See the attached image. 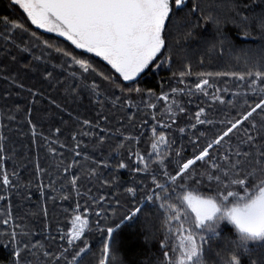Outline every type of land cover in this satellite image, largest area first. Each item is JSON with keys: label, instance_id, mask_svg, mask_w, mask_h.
Returning <instances> with one entry per match:
<instances>
[{"label": "trees", "instance_id": "trees-1", "mask_svg": "<svg viewBox=\"0 0 264 264\" xmlns=\"http://www.w3.org/2000/svg\"><path fill=\"white\" fill-rule=\"evenodd\" d=\"M260 18L264 0H186L181 9L173 7L167 49L125 83L103 59L42 31L18 5L0 0V264H70L85 247L88 253L77 264H99L109 227L116 238L110 264H164L158 242L165 217L149 199L155 198L153 179L176 174L264 100V84L251 89L247 80L200 75L245 73L257 60L264 64ZM16 23L23 28H14ZM186 31L192 36L185 38ZM203 79L210 82L207 95L196 87ZM164 96L182 103L184 112L175 122L161 115ZM200 110L204 124L196 120ZM154 129L156 137L163 132L169 137L167 157L142 172L135 154H150ZM259 151H264V112L258 109L210 149L208 163L197 162L193 178L177 182L214 192L207 174L213 162L226 167V157L239 159L242 171L256 168L260 175L254 159ZM243 153L250 155L246 159ZM136 208V216L124 219ZM77 214L88 226L69 246L67 233ZM234 241L227 230L209 238L205 264H225ZM262 251L251 258L259 259ZM241 259L250 264L249 253Z\"/></svg>", "mask_w": 264, "mask_h": 264}, {"label": "snow or ice", "instance_id": "snow-or-ice-1", "mask_svg": "<svg viewBox=\"0 0 264 264\" xmlns=\"http://www.w3.org/2000/svg\"><path fill=\"white\" fill-rule=\"evenodd\" d=\"M11 2L18 5L36 27L48 32H56L76 48L101 57L119 73L124 81L133 80L140 75L153 64L162 51L167 49L168 37L165 33L168 25L173 23V7L181 9L186 4V0H11ZM192 11H198V8H193ZM245 19L247 20V17ZM257 26L264 29V18L257 20ZM13 27L23 28V25L16 23ZM177 29H180L179 25ZM183 36L189 38L192 32L186 31ZM75 62L84 71L89 70V65L82 60ZM253 68L254 70L245 73L218 72L200 75L232 76L241 81L247 80L249 88L258 89L264 84V64L257 60ZM183 75L184 73H181V76ZM205 86H210L209 79H203L196 85L197 89L207 95ZM161 99L167 100V96ZM258 109L264 112V100L251 107L243 115L242 120L231 122L230 127L193 158L182 163L176 174L165 172L166 183L153 179L155 188L160 190V193L155 194V199L170 200L175 194L186 207V211H180L174 205L168 204L172 215L166 219V227L170 233L174 231L180 233V242L177 246L179 256L175 261L168 251H164L166 264H204V244L207 240L203 233L208 232L215 236L221 222L224 221L232 225L236 232L235 248L226 257L225 264H242L241 257L245 253L250 254V264H264V251L259 253V259L251 258V254L256 253L258 249H264V151H259L258 158H254L255 164L261 166L260 175H257L256 168L251 171H242V162L239 159L232 162L230 157H226L228 160L226 167L213 162L207 179L210 183L216 184V190L210 194L193 192L187 190L183 182L177 183L178 180L183 181L185 176L193 178L194 166L197 162L208 163L210 149L214 145H220L225 137H228L244 121L249 120ZM203 114V110L196 113L197 123L208 122L201 119ZM85 123L88 122L85 121ZM253 127H255L254 124ZM153 136L155 139L151 146L158 155V145L166 144L167 139L163 134L156 137L155 129ZM248 139L252 141L253 137L249 136ZM135 155L138 162L144 163L146 171L148 162L139 153ZM236 155L239 157L241 153L237 152ZM243 155L247 159L250 153H243ZM160 163L162 164L163 160ZM119 166L126 167L123 163ZM2 182L5 186L9 185L7 174H3ZM75 182L74 179L72 183L75 185ZM128 191L135 193V189L132 188ZM149 199L153 197L150 196ZM161 207L164 205L161 204ZM78 209L79 206L77 211ZM138 212L140 208L132 210L124 219L131 220ZM173 220L178 227L173 228L171 224ZM4 222L7 223V221ZM87 226L86 218H82L80 214L75 215L72 220V229L67 233L69 237L67 244L74 246V242L81 239ZM114 231L112 227L107 229L99 264H110V260L114 259L113 245L116 243ZM250 244L258 248H249ZM161 247L165 245L162 244ZM177 247H173L172 251L176 252ZM87 253L86 247L78 249L70 264H77V258H82ZM15 255L19 258V252Z\"/></svg>", "mask_w": 264, "mask_h": 264}, {"label": "water", "instance_id": "water-1", "mask_svg": "<svg viewBox=\"0 0 264 264\" xmlns=\"http://www.w3.org/2000/svg\"><path fill=\"white\" fill-rule=\"evenodd\" d=\"M41 29V28H40ZM42 31H44V32H48V31H45L44 29H41ZM51 33H54V34H56V35H58L56 32H51ZM59 37H62V38H64L63 36H60V35H58ZM65 39V38H64ZM68 41V40H67ZM70 42V41H69ZM71 43V42H70ZM72 44V43H71ZM75 46V45H74ZM77 49H79V48H77ZM80 50H82V51H84L83 49H80ZM85 53H88V54H91V55H93V56H96L94 53H89V52H86V51H84ZM96 57H98V56H96ZM98 58H101V57H98ZM102 59V58H101ZM116 72V71H115ZM117 73V72H116ZM117 75L119 76V73H117ZM120 77V76H119ZM121 78V77H120ZM136 78V77H135ZM134 78V79H135ZM122 79V78H121ZM133 79V80H134ZM133 80H130V81H124L123 79H122V81L123 82H125V83H130V82H132ZM161 135V134H160ZM163 135L166 137V139H167V143L166 144H164L163 146L161 145L160 146V150L161 151H165V150H167L168 148H169V146H170V141H169V137H168V135H166L165 133H163ZM153 142H154V140H153ZM152 142V143H153ZM158 147H159V145H158ZM153 153H154V150L152 149V146H151V155L148 157V159L146 160L147 162H148V165H149V163H151L152 161H153ZM140 156H143L145 159H146V157H145V155H140ZM136 163H139L140 165H141V167H142V172H147L148 171V167H147V170L145 171L144 170V167H145V165H144V163H140V162H138V160L136 159V161H135ZM161 164V163H160ZM163 171H165V168H163ZM159 182H161V183H164V182H166V178H165V176L162 178V180H160ZM186 189L187 190H190V191H193V192H197V193H200V194H203V195H207V194H209V193H204V192H200L194 185H190V184H187L186 185ZM157 193H160V190L159 189H157L156 188V190H155V194H157ZM172 199L174 200V202H172L171 204L172 205H174L175 207H177L180 211H186V207H185V205H183L182 203H181V201H179L177 198H176V196H175V194H173L172 195ZM154 200V201H153ZM153 202H151L152 204H157V206L161 209V211L163 212V214H164V216H165V219H167L169 216H167L165 213H164V211L162 210V207H161V204H162V202H161V200H157V199H155V198H153ZM171 222H175L176 223V221L175 220H173V221H171ZM190 222V221H189ZM222 223L223 224H225L226 225V228H227V230H229V231H231L232 232V234H233V236L235 237V239H236V232H235V229H234V227L232 226V225H230V224H228L226 221H224V222H221V224H220V226H219V228L221 229V225H222ZM186 227H187V225H186ZM166 223H165V227H164V231H163V234L165 233V231H166ZM218 228V229H219ZM217 229V234L215 235V236H212L210 233H208V232H204L203 233V235H205V238L206 239H208L209 237L211 238V237H218V236H220L223 232H224V230H225V228L224 227H222V229L221 230H218ZM179 236H180V233L178 232V231H176V233H175V237L171 240L172 241V243H171V246H172V248L173 247H177L178 245H179ZM254 248H258V246H255ZM172 255L173 256H175V259H174V261L178 258V256H179V249H178V247H177V251L176 252H172ZM165 258V257H164ZM204 264H205V262H204Z\"/></svg>", "mask_w": 264, "mask_h": 264}, {"label": "rangeland", "instance_id": "rangeland-1", "mask_svg": "<svg viewBox=\"0 0 264 264\" xmlns=\"http://www.w3.org/2000/svg\"><path fill=\"white\" fill-rule=\"evenodd\" d=\"M169 97H167V99H168ZM179 108V107H178ZM165 112V107H164V109L162 110V113H164ZM163 133H165V132H163ZM163 133H161V134H163ZM159 136V135H158ZM157 136V137H158ZM170 141V140H169ZM162 145H164V144H162ZM166 157H167V155H166ZM165 158V154H164V157H162V159H160V160H158V162L160 163V161L161 160H165L164 159ZM148 159V157L145 159V160H147ZM141 166V165H140ZM162 180V179H161ZM164 183H166V182H164ZM178 183V182H177ZM179 184V183H178ZM185 185H187V184H185ZM198 189V188H197ZM199 190V189H198ZM200 191V190H199ZM200 192H202V191H200ZM204 193H206V192H204ZM210 194V193H209ZM154 197H155V195H154ZM161 202H162V204L164 205V207H162V210L164 211V213L167 215V216H169V215H172V213H171V211L168 209V204H171L172 202H174V200L171 198L170 200H161ZM165 217V216H164ZM165 223H166V221H165ZM171 224H172V226H173V228H176V227H178L177 226V224L175 223V222H171ZM187 225V224H186ZM222 227H224L225 228V230H224V232L227 230V228H226V225L225 224H223L222 223V225H221V229H222ZM220 228L218 229V230H221ZM163 231H164V229H163ZM227 231H229V230H227ZM223 232V233H224ZM231 232V231H230ZM175 233H176V231H174V232H172V233H170L169 231H168V228H166V231H165V233L163 234V237H162V240H161V242L160 243H158V245H159V249L162 251L161 253H164V251H168L169 252V255L172 257V259L174 260L175 259V256H173L172 255V246H171V243H172V239L175 237ZM222 233V234H223ZM232 233V232H231ZM219 237V236H218ZM211 238H215V237H211ZM235 238V237H234ZM209 239V238H208ZM236 240V239H235ZM208 243V242H207ZM162 244H164L165 245V247H161V245ZM256 245H249V248H254ZM205 247V246H204ZM204 250H205V248H204ZM162 256H163V258H164V255L162 254ZM164 261H165V258H164ZM205 262V261H204ZM165 264H166V261H165Z\"/></svg>", "mask_w": 264, "mask_h": 264}, {"label": "flooded vegetation", "instance_id": "flooded-vegetation-1", "mask_svg": "<svg viewBox=\"0 0 264 264\" xmlns=\"http://www.w3.org/2000/svg\"><path fill=\"white\" fill-rule=\"evenodd\" d=\"M164 102V104H165V112L164 113H162L161 112V115L162 116H164L165 117V120H166V122H169V121H171V120H173L174 122H175V119H176V116L177 115H179V114H182L184 111L182 110V103L180 102V101H176L175 99H174V97H172V98H168L167 100H164L163 101ZM179 107V108H178ZM166 134V133H165ZM167 135V134H166ZM162 144H160L159 145V147H158V151H159V154L157 155V153L156 152H154L153 153V161L154 162H158V160H160V159H162V157H164V154H165V158H166V150L165 151H161L160 150V146H161ZM163 146V145H162ZM168 150V149H167ZM151 153V152H150ZM151 154H149V155H147V156H145L146 158L147 157H149ZM164 158V159H165ZM152 161V162H153ZM165 221H166V219H165ZM162 237H163V233H162ZM161 240H162V238H161ZM161 240H160V242H161ZM206 240H208V239H206ZM160 242H158V243H160ZM207 243H205L204 244V246L206 245ZM158 248H159V245H158ZM205 248V247H204ZM161 251V250H160ZM162 252V251H161ZM163 254V253H162ZM164 264H165V261H164Z\"/></svg>", "mask_w": 264, "mask_h": 264}]
</instances>
